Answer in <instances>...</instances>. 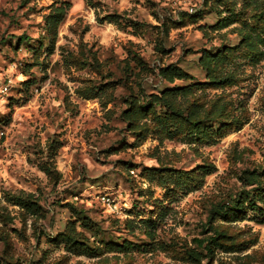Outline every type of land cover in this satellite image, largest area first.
<instances>
[{
  "label": "rangeland",
  "instance_id": "rangeland-1",
  "mask_svg": "<svg viewBox=\"0 0 264 264\" xmlns=\"http://www.w3.org/2000/svg\"><path fill=\"white\" fill-rule=\"evenodd\" d=\"M0 264H264V0H0Z\"/></svg>",
  "mask_w": 264,
  "mask_h": 264
},
{
  "label": "trees",
  "instance_id": "trees-1",
  "mask_svg": "<svg viewBox=\"0 0 264 264\" xmlns=\"http://www.w3.org/2000/svg\"><path fill=\"white\" fill-rule=\"evenodd\" d=\"M169 68H170V67H169ZM169 68H166V70L169 69ZM170 70H172V71L175 73V76H176V77H179V78L182 77V76H185V74H186V73H184V72H183L180 68H178V67H174L173 69L170 68ZM145 111H146V110H145ZM173 113H174V112H172L171 115H172ZM171 115H170V116H171ZM193 125L196 126V125H197L196 122L193 123ZM196 130H197V133H198V129H196ZM26 206H27L28 209H30V208L34 207V204H33V203H28ZM236 208H237L236 205H233L232 207L226 208L225 210L221 211V213H222V214H228L229 211H236Z\"/></svg>",
  "mask_w": 264,
  "mask_h": 264
}]
</instances>
